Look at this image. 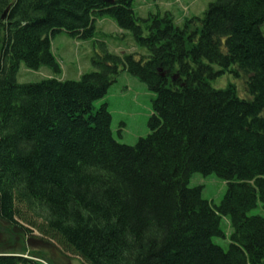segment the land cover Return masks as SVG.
<instances>
[{
	"label": "trees",
	"instance_id": "trees-1",
	"mask_svg": "<svg viewBox=\"0 0 264 264\" xmlns=\"http://www.w3.org/2000/svg\"><path fill=\"white\" fill-rule=\"evenodd\" d=\"M102 16L147 54L100 44L94 70L58 78L51 38L93 39ZM263 24L264 0H216L182 26L169 12L138 17L133 0H0V224L22 234L0 264H53L25 248L30 227L83 264H264V218L248 215L264 198ZM21 62L51 75L18 83ZM230 68L250 98L212 86ZM120 70L155 94L133 146L113 139L107 104L93 106ZM195 172L226 181L219 206L188 186ZM220 215L227 250L212 241Z\"/></svg>",
	"mask_w": 264,
	"mask_h": 264
},
{
	"label": "rangeland",
	"instance_id": "rangeland-1",
	"mask_svg": "<svg viewBox=\"0 0 264 264\" xmlns=\"http://www.w3.org/2000/svg\"><path fill=\"white\" fill-rule=\"evenodd\" d=\"M214 1L216 0H133V9L140 18H146L158 11L161 14L169 12L173 17L174 24L182 26L185 19L202 17L208 5ZM100 44L109 53L120 57L134 54L138 58L147 54L144 48L136 45L130 31L119 29L110 16H102L95 21L93 39H73L64 31L51 38L52 53L61 67V73L57 77L63 80H78L82 73L94 70L91 58L94 53H99ZM215 68L217 67L215 66ZM49 75L51 72L45 67L30 70L21 62L16 74V81L18 83L37 82ZM246 77L245 73L239 72L237 75L234 68H230L217 76L212 81V86L216 89H223L228 84H232L235 86L237 96L247 99L250 96L245 91ZM154 97L155 94L148 89L143 81L126 70H120L104 97L96 100L93 106L95 110L101 104L106 103L111 116L110 130L113 139L121 144L133 146L139 138H143L149 133L148 120L152 115ZM188 186L201 187V197L214 208L220 205L226 192L227 183L215 173L203 175L195 172L189 178ZM248 215L264 218V198L259 193L256 205L249 210ZM219 227L223 235L213 236L212 241L227 250L232 233L228 215H220ZM30 228L31 232L25 234L24 239H26L23 242L27 251L40 254L46 260L51 259L53 264H83L77 257L60 253L58 246L53 242H43L38 231ZM21 236V231L6 230L0 224V253L18 251L16 247L21 244ZM36 240H41L42 243H38Z\"/></svg>",
	"mask_w": 264,
	"mask_h": 264
},
{
	"label": "water",
	"instance_id": "water-1",
	"mask_svg": "<svg viewBox=\"0 0 264 264\" xmlns=\"http://www.w3.org/2000/svg\"><path fill=\"white\" fill-rule=\"evenodd\" d=\"M104 1H106L107 3H112L114 0H104ZM6 13H7V10L4 11L3 16H5ZM259 31L261 33V36L264 38V24L259 26ZM36 241L39 243L40 242L42 243L41 240H36Z\"/></svg>",
	"mask_w": 264,
	"mask_h": 264
},
{
	"label": "flooded vegetation",
	"instance_id": "flooded-vegetation-1",
	"mask_svg": "<svg viewBox=\"0 0 264 264\" xmlns=\"http://www.w3.org/2000/svg\"><path fill=\"white\" fill-rule=\"evenodd\" d=\"M47 241L46 239H43V242ZM37 242V241H36ZM39 243V242H38ZM44 244H49V243H44Z\"/></svg>",
	"mask_w": 264,
	"mask_h": 264
}]
</instances>
